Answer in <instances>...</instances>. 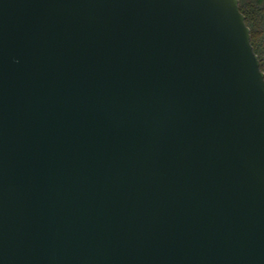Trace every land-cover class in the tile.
I'll use <instances>...</instances> for the list:
<instances>
[{
  "label": "water",
  "instance_id": "water-1",
  "mask_svg": "<svg viewBox=\"0 0 264 264\" xmlns=\"http://www.w3.org/2000/svg\"><path fill=\"white\" fill-rule=\"evenodd\" d=\"M0 264H264L239 0H0Z\"/></svg>",
  "mask_w": 264,
  "mask_h": 264
},
{
  "label": "trees",
  "instance_id": "trees-1",
  "mask_svg": "<svg viewBox=\"0 0 264 264\" xmlns=\"http://www.w3.org/2000/svg\"><path fill=\"white\" fill-rule=\"evenodd\" d=\"M239 7L250 29L251 44L264 72V0H239Z\"/></svg>",
  "mask_w": 264,
  "mask_h": 264
}]
</instances>
